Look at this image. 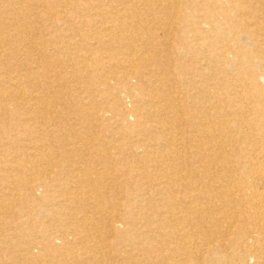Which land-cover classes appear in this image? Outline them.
<instances>
[{"label":"bare ground","instance_id":"6f19581e","mask_svg":"<svg viewBox=\"0 0 264 264\" xmlns=\"http://www.w3.org/2000/svg\"><path fill=\"white\" fill-rule=\"evenodd\" d=\"M0 264H264V0H0Z\"/></svg>","mask_w":264,"mask_h":264}]
</instances>
